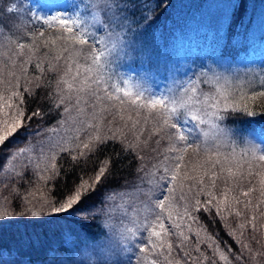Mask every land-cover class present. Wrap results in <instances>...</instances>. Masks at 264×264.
I'll return each mask as SVG.
<instances>
[{"label": "trees", "instance_id": "obj_1", "mask_svg": "<svg viewBox=\"0 0 264 264\" xmlns=\"http://www.w3.org/2000/svg\"><path fill=\"white\" fill-rule=\"evenodd\" d=\"M183 1L188 3L186 13ZM232 1L234 8L223 43L205 49L209 55L195 53L199 66L207 59L209 65H217L225 56L242 59L235 36L243 26L249 5L264 4V0ZM203 2L114 0L113 20L120 22L118 32L125 40L134 43L138 39L144 45L149 35L164 39L158 35L170 34L188 19L190 7L195 12ZM8 8L15 11L9 13ZM98 10L106 11L100 7ZM46 11L49 15V8H33L27 0H0V20L5 24L0 29V135H6L7 128L12 127L13 123L10 127L5 125L10 116L19 125L0 143V261L6 253L10 257L40 260L48 255L56 257L54 254L68 251L72 243L103 235V220L94 214V208L105 209L119 201L120 190L132 184L150 161L159 160L164 152L160 150L156 158L163 143L160 140L152 146L158 140L153 129L159 123H142L138 120L144 115H139L140 109L114 115L102 113L96 106L106 93L100 82H92L93 75L87 77L92 63H98L93 56L100 40L83 36L86 42L80 44L74 39L81 35L74 25L68 24L66 29L58 21L44 24L41 14ZM33 14L40 17L39 22ZM102 20L109 22L111 18ZM99 34L109 35L102 24ZM119 44L115 49L120 48ZM261 44L264 49V39ZM254 58L260 56L243 61ZM210 78L201 74L195 89L208 88V107L215 119L231 127H264V96L260 95L264 92V71L245 79L226 73L221 86L212 85ZM88 98L89 109L96 117L90 122L98 129L95 136L86 134L82 127L56 141L54 133L60 134L66 123L72 127L70 116H77L78 100ZM121 115L130 120L120 119ZM112 132L117 133L116 139L96 145L97 135ZM46 133L50 136L49 145L55 146L44 164L37 169L30 162L18 163L7 171V159L14 150L31 142L38 144ZM85 143L91 150L84 147ZM129 143L133 145L131 150ZM105 160L109 161L105 175L97 181L95 177ZM194 165L183 164L181 169H185L175 184L161 188L163 204L172 200L178 218L176 223H168L173 218L167 217L158 248L153 253L150 249L153 262L148 264H264V162L244 157L229 165L208 158L203 164ZM85 182L86 194L73 206L75 210L52 212L53 206L64 203ZM32 212L39 215L34 217Z\"/></svg>", "mask_w": 264, "mask_h": 264}, {"label": "rangeland", "instance_id": "obj_2", "mask_svg": "<svg viewBox=\"0 0 264 264\" xmlns=\"http://www.w3.org/2000/svg\"><path fill=\"white\" fill-rule=\"evenodd\" d=\"M27 1L32 3L33 8H41L43 5L44 8L50 9L49 15L46 14L47 11L41 14L42 18L50 19L53 15H63L70 18L69 24L77 27L80 34L100 40L96 53L98 59H95L99 64L92 63L87 78L93 75L92 82L97 85L100 82L104 87L106 95L100 98L104 100L96 104L103 110L102 113L115 115L117 112L122 113V110H126L124 113L128 112V109H140L139 115H144L138 120L142 123L148 122L146 124L155 121L159 123V127L164 125L165 117L174 121L179 116L177 127L181 129L180 134L185 139L181 140L176 136V129L168 128L167 131L173 133L175 139L171 142L166 140V137L163 139L162 145L156 151L157 158L159 151L164 150L161 158L152 159L140 176L132 180L133 185L123 187L118 194L120 197L117 195L119 201L115 204L107 205L106 210L103 206L94 208V214L103 220V235L72 243L68 251L54 254L56 257L48 255L42 260L10 257L5 252L0 264L151 263L153 258L149 255L158 248L160 239V236L152 235L153 231L160 233V225L164 226L168 221L167 217L173 218L172 222L168 223H176L178 218L173 211L172 200L165 203L163 208L160 207L164 199L161 188L168 186V189L175 184L177 178L173 180L172 176L178 177L181 174L185 169H181L183 164L194 167V163L203 164L211 158L220 163L234 165L235 161L244 157L264 162L259 160V156L264 155V127L242 128L222 124L213 117L208 107L211 96L208 88L195 89L203 73L206 77H211L212 85L220 86L226 73L242 75L243 79L254 73L261 75L264 71V49L261 44L264 39V4L249 5L243 26L235 36V45L239 48L242 59L225 56L217 65H209L207 59L203 66H199L197 59H194L195 53L199 52L202 57L204 54L209 55V51L205 49L223 43L234 1L204 0L195 12L193 7L189 8L190 16L182 25L165 37L158 35L164 39L149 35L144 45L138 39L134 43L130 39L125 40L118 32L120 22L114 21L116 16L113 15V9L105 12L98 10V0H38L37 4L36 0ZM187 4L183 1L185 13ZM103 18H111V21L105 22ZM101 24L109 35L99 34ZM112 28L114 30H111ZM119 42L120 48L115 49ZM253 53L260 58L243 61L255 57ZM203 79L207 80L205 77ZM125 92L129 95L125 96ZM90 98L78 100L75 106L77 116H70L72 127L66 123L67 127H64L60 134L54 133L56 141L65 138L67 133H77L82 127H85L86 134L95 136L98 129L90 123L96 120L89 109ZM153 99H162L164 103L149 108L147 105ZM121 118L130 120L122 115ZM12 123H15V120L10 116L5 125L10 127ZM157 128L154 127L153 130L156 132ZM156 136L159 140V135ZM49 139L50 136L46 133L38 144L31 142L14 150L7 159V171L13 170L18 163L26 162L38 169L47 161L49 151L55 146L49 145ZM156 144L153 141L152 146ZM173 145L176 150L168 151ZM180 190L185 195L184 189ZM141 247L146 251L141 252Z\"/></svg>", "mask_w": 264, "mask_h": 264}, {"label": "snow or ice", "instance_id": "obj_3", "mask_svg": "<svg viewBox=\"0 0 264 264\" xmlns=\"http://www.w3.org/2000/svg\"><path fill=\"white\" fill-rule=\"evenodd\" d=\"M113 4H114V0H98V7L107 10V11H112L113 9ZM9 13L15 11L14 8H8L7 10ZM29 11H31L29 9ZM33 18L37 20V22H39L40 17L36 16L33 14ZM59 22L60 24L64 25V27L67 29L68 24L70 23V18H66L63 15L61 16H51V18H45L43 19V23L44 24H52L53 22ZM5 28V24L2 20H0V29H4ZM8 30H11L10 28ZM70 31V29H68ZM41 35H43V33H41ZM83 33L80 36H74V39L79 42L80 44H84L86 41L83 39ZM24 45L21 44L20 48H23ZM94 59H98V57H96L95 55L93 56ZM25 91L30 92L31 89L30 88H26ZM125 96H128L129 93L125 92L124 93ZM261 96H264V92L260 93ZM63 99V98H61ZM97 99H99V97H97ZM133 103H135V101H133ZM164 101L162 99H153L150 101V103L147 105L149 108H155L157 105L163 104ZM18 115H23V113H18ZM177 120H179V116L176 117V120L174 121H170L167 117L164 118V125L161 127H158L156 129V134L159 135L160 139L156 141L157 144L160 143V140H163L165 137L171 142L173 140V133L168 132L166 129L168 128H174L176 129V136L179 137V139L183 140L185 139V137L183 135H181L180 133L182 132L180 128L177 127ZM7 127V126H6ZM19 128V125L16 123H13L12 127L7 128V133L6 135H0V143H3L4 140L7 138V135H11L15 130H17ZM111 131V130H110ZM226 134V133H225ZM117 133L116 132H112V135H106V134H100L96 136V145H102L105 140H111V139H116ZM144 143H147V141H145ZM138 146V145H137ZM85 148H89V145L87 143H85L84 145ZM129 149L131 150L133 145L131 143L128 144ZM176 148L173 145L172 147H169L168 151H175ZM187 149H181V151H186ZM75 159V158H74ZM259 160L264 161V155L259 156ZM109 161L105 160L103 161V166L100 167L98 174L96 175L95 179L97 181H99L104 175H105V169L108 166ZM177 177L175 175L172 176V179L175 180ZM87 183H82L79 185V188L75 191L74 194H69V196L67 197L66 201L62 204H60L58 207L53 206L52 207V212L53 213H60V212H65L68 211L69 209H73V206L76 205L82 198L83 194H86L87 191ZM245 196L248 195L247 192L244 193ZM197 204H199V201H197ZM160 207L163 208L164 204L163 202L160 203ZM239 214V213H237ZM32 216H37L39 215V213L37 212H32L31 213ZM161 229H163V224L160 225ZM161 233L159 232H155L153 231L152 235L154 236H160ZM246 246V245H245ZM169 250H171V245L168 246ZM141 252H144L145 249L143 247L140 248ZM223 258V257H222Z\"/></svg>", "mask_w": 264, "mask_h": 264}]
</instances>
